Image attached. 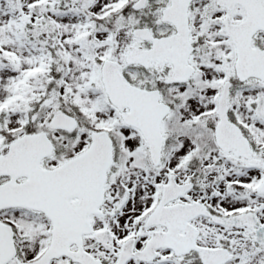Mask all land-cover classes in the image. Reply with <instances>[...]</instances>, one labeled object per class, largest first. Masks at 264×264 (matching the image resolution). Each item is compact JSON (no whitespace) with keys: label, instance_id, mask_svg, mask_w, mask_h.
Returning a JSON list of instances; mask_svg holds the SVG:
<instances>
[{"label":"snow or ice","instance_id":"snow-or-ice-1","mask_svg":"<svg viewBox=\"0 0 264 264\" xmlns=\"http://www.w3.org/2000/svg\"><path fill=\"white\" fill-rule=\"evenodd\" d=\"M0 264H264V0H0Z\"/></svg>","mask_w":264,"mask_h":264}]
</instances>
